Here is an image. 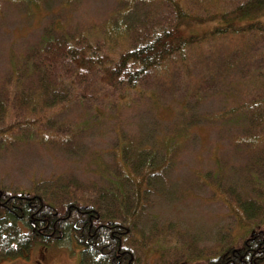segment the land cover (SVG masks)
<instances>
[{
    "label": "rangeland",
    "instance_id": "374dc122",
    "mask_svg": "<svg viewBox=\"0 0 264 264\" xmlns=\"http://www.w3.org/2000/svg\"><path fill=\"white\" fill-rule=\"evenodd\" d=\"M40 1L31 6L30 0L0 1V92L12 67L22 63L23 56L34 48L42 29L48 25L60 23L71 34L81 29L87 31L90 39L99 44L100 51L110 58L119 55V47L125 42L102 45L107 43L105 23L121 11L113 12L117 0H72L65 10L56 8L60 0L51 5ZM145 1L149 2L142 6H145L143 12L153 10L155 19L165 21L171 16L164 3ZM206 1L214 18L202 20L197 16L201 6H197L191 16L180 22L179 32L183 37L206 38L218 28L227 30L218 13L225 8L226 16L227 7L239 0ZM50 7L57 12L53 16H58L55 22L47 12ZM251 17L264 29V8L251 13ZM234 23L244 26L247 20L242 17L236 20L235 16ZM222 32L200 45L184 47L181 51L184 59L177 58L178 53L165 57L158 65L156 79L151 78L145 85L129 90L118 84V79L110 82L112 77L104 74L107 85L97 94L98 99L86 102L91 96L85 95V105H79L76 101L81 94L76 89L70 99L45 111L50 115L52 126L60 128L59 131L74 130L68 146L64 144L60 149L41 145L37 143L38 134L35 141L16 135L11 137V142L4 139L3 145L0 144V187L23 192H34L32 188L36 187L42 193L51 188L52 181L63 185L73 177L82 190L97 191L92 187L101 190L117 183V188L109 190L117 192L120 188L123 192L130 183L132 188L126 191L129 202L135 196L140 203L144 201L141 211L125 219L130 228L128 243L134 251L135 264H172L180 256L185 261H194L190 258L197 253L200 255L195 260L205 261L212 258L206 254L218 255L234 247L246 237L244 223L255 222L251 206L257 212L258 204L263 203H259L262 197L256 193L247 168L256 165L246 147L248 143L236 145L233 139L240 141L241 138L236 127L223 130L219 126L220 114L225 108L238 105L245 90L243 87L237 90L233 76L223 78L225 72H221V78L217 77L215 60L223 59L227 50L240 49L238 44L242 45L236 42L238 39L227 38ZM209 59H215L214 66H210ZM206 82L210 86L203 89ZM87 85L88 92L98 90L90 81ZM32 119L41 127L39 118ZM173 126H179L180 132L185 131L183 136L173 135ZM35 131L40 132L38 128ZM133 151L152 152L157 157V165L163 163L154 179L155 193L147 200L136 192L131 182L121 187L118 181L122 178L117 171L120 158ZM129 172L125 167L122 169L127 178H130ZM227 198L243 202L244 217L237 215L241 222L227 208ZM236 211L240 213L239 209ZM0 264H79V252L69 243L56 247L37 245L27 259L3 260Z\"/></svg>",
    "mask_w": 264,
    "mask_h": 264
},
{
    "label": "trees",
    "instance_id": "16d2710c",
    "mask_svg": "<svg viewBox=\"0 0 264 264\" xmlns=\"http://www.w3.org/2000/svg\"><path fill=\"white\" fill-rule=\"evenodd\" d=\"M35 1L40 0H30L29 6L39 3ZM55 1L40 2L51 5ZM71 1L60 0L56 8L65 10ZM137 1H115L113 12L121 11L105 23L107 43L102 42L103 46L109 43L116 46L119 40L125 41L119 47V55H113V58L100 51L99 44L90 39L87 31L81 29L77 34H71L60 23L42 29L41 38L32 46L34 48L23 56L19 66L15 64L12 67L9 76L2 82L0 144L3 145L4 139L11 142L14 135L30 137L35 141L38 134L40 141L36 142L41 145L60 149L65 147L64 144L68 146L74 137V130L69 129V133L64 129L59 131L60 128L52 126L50 115L45 111L70 99L76 89L81 94L76 101L79 105H85V95L91 96L86 102L98 99L100 95L97 94L102 93L104 85H107L104 83V74L112 77L110 82L118 79L117 83L129 90L139 84L145 85L151 78L156 79L158 65L165 57L171 58L178 53L177 58L184 59L181 53L184 47L200 45L223 31L227 38H236V42H242V45L238 44L240 49L227 50V56L223 59H214L219 72L217 77L221 78V72H225L223 78L226 75L227 78L233 76L234 83L238 85L237 90L241 87L245 90H242L244 98L238 105L229 106L220 114L219 126L223 130L236 127L241 134L240 141L233 139L236 145L243 141L248 143L246 147L253 154L256 165H248L247 168L252 175L256 193L262 197L259 203L263 204H258L257 212L251 206L255 222H243V234L246 237L234 247L218 255L206 254L212 258L205 261L195 260L200 255L197 253L190 258L194 261H185L180 256L172 264H264V223H261L264 220V183L258 178L264 180V29L257 26L255 17L249 19L251 13L264 8V0L233 1V5L227 7L226 16L223 13L225 8L220 15L218 13L227 24V30L218 28L206 38H185L179 32V27L180 22L186 16H191L197 6H201L197 16L202 20L214 18L215 14L207 7L208 1L158 0L165 4V9L171 14L165 21L155 19L153 10L143 12L145 6H142L149 1ZM47 12L55 22L58 16H53L57 12L51 7ZM235 16L236 20L242 17L247 23L236 26ZM214 60L209 59L210 66H214ZM89 81L98 90L88 92ZM206 86L210 84L206 82L202 88L208 89ZM204 92L208 93L206 90ZM32 118H39L41 127ZM36 128L40 130L39 133L35 131ZM172 132L180 136L185 133L180 132L179 126H173ZM166 143L169 146L170 143ZM245 154L250 159L248 153ZM156 158L154 153L147 151H133L128 156H121V165L116 162L119 165L117 171L122 176L118 180L123 184L119 183L120 186L131 182L136 192L142 193L147 200L155 193L154 179L157 178L158 167L163 164L157 165ZM124 167L130 171V178L123 175ZM70 179L73 180L63 185H55V181H52L51 188L42 193L36 187L32 188L34 192L0 187V262L27 259L37 245L56 247L69 243L79 252V264H135L136 257L128 243L130 228L125 224V219L141 211L144 201L140 203L139 197L135 196L133 202H129L126 191L132 188L130 183L123 192L120 188L117 192L109 190L117 188V183L101 190L94 186L92 188L95 191L87 188L82 190L83 187L75 178ZM225 203L237 222H241L238 216L244 217L243 202L227 198Z\"/></svg>",
    "mask_w": 264,
    "mask_h": 264
}]
</instances>
